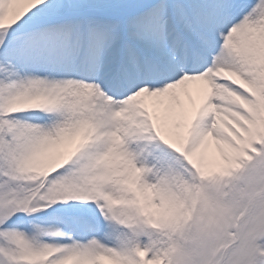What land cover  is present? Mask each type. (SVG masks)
<instances>
[{
	"label": "snow or ice",
	"instance_id": "1",
	"mask_svg": "<svg viewBox=\"0 0 264 264\" xmlns=\"http://www.w3.org/2000/svg\"><path fill=\"white\" fill-rule=\"evenodd\" d=\"M0 264H264V0H0Z\"/></svg>",
	"mask_w": 264,
	"mask_h": 264
}]
</instances>
